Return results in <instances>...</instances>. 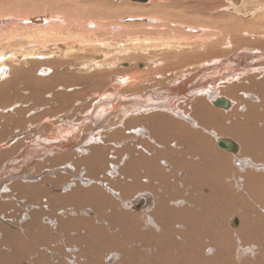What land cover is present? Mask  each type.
I'll return each instance as SVG.
<instances>
[{"label": "bare ground", "instance_id": "obj_1", "mask_svg": "<svg viewBox=\"0 0 264 264\" xmlns=\"http://www.w3.org/2000/svg\"><path fill=\"white\" fill-rule=\"evenodd\" d=\"M221 1L219 0L216 2L218 3L217 6H219L216 8L221 11L222 15L225 12L240 13L244 16H259L264 14V4L261 2L260 4L253 3L246 8L234 6L232 9L229 8V10L227 9L228 7H223ZM150 2L151 7L148 6L150 9L142 6L138 7L135 4H129L128 8L131 10V13L122 15L120 18L125 16L126 18H123V21L129 18L127 16L130 15H133L132 17L149 15L153 18L154 15H151V9H156V2ZM162 6V8H165L164 5ZM212 10L213 9H209V11ZM209 11L207 9L205 14L208 18L213 17ZM184 12L186 11L184 10ZM21 13L22 12H20V14ZM190 13L188 11L187 15ZM5 15H7V13ZM76 15L79 17L78 14ZM1 16L0 35H3V37H5L4 35L6 34H8L6 36H11L9 39L14 42L10 43V47H12L10 50H12L13 47L15 50H12L13 52L8 54L5 52L9 50L0 48V50L5 51L0 52V73L2 76L6 74L5 71L8 68V61L10 65L11 63L15 65H11L13 68L9 69V73L13 77H10L9 80H5L4 83L10 89H14L13 91L18 94L17 98L27 101L28 98L34 95L31 93L36 92L40 93L38 94L39 97H42V94H47L50 97L53 96V98H56L63 96L65 91L72 92L71 95L66 94L71 101L74 100L73 96L85 95L86 98H88L87 100L85 99L86 102L82 105L75 104L78 107L71 108L69 114L56 112V115L58 114V116L63 119L57 121L58 119L56 120V118H53L58 122L55 124L56 127H53L52 123L50 124L51 130L55 129L53 130L55 132H47L48 134H45V132L42 134L41 139H43V142H41L40 145L43 149L51 151L55 148H59L58 154L60 155L59 157H61L59 163L61 165L69 161L70 158H75V165H84L90 171H100L105 165L104 168H107L105 173L109 172V174L111 173V170H108L109 165H115V163L120 165L121 169L114 168L113 166L111 168L115 172V179H113L115 180L114 183H116V188L121 190L123 196L138 191L149 192L154 199L153 206L150 208V214L153 218H157L160 222L164 223V234L169 236L176 234L175 237H187L191 239L190 249L187 254L185 255L184 252L180 253L182 254L180 259L182 258L185 264H194L191 261L198 259V257L201 258L199 264H209V261L210 264H213L212 260H214V258H216L217 261H222L223 264H231L234 258H238V260L239 258L245 259L244 256L247 255L246 257H248V255H251L252 253L250 254V251L257 255L258 260L256 261H259V264H264V215L262 216V213L258 209L261 205H259L258 208L253 206V203L259 204V202L256 201H264V184L261 176L264 175V167L261 166L259 169L258 167H254L253 164H237L235 167H230L231 165L228 166L227 163L221 161L222 159L216 158L214 154L211 155L201 150L200 148L203 144L209 146L211 143L207 136V130L210 126L204 128V126L199 124L195 125L196 122L193 123L190 119L187 120L186 118H191L189 110L194 107L195 114L198 115L199 111L203 110L207 104L212 105L217 99H211L212 94L213 96L219 95L220 98L224 96L232 102V106L229 102L227 110L231 107L228 110L229 112L231 110V112L227 115H221V117L223 121H226L225 124H231L228 127L226 125V127H223V121L220 120L219 135L231 137L235 141H233L235 144V151L233 153L239 150L242 157L253 158V155L256 154L257 151L264 152V43L258 46V49H250L245 46L244 50H246V53L241 49V45L235 46V44H231L233 40L230 42L226 38L232 46L229 44L225 45L227 49L224 48V50H222L221 43L219 44V48L214 47V41L218 40V38L212 37L213 35L211 32L214 33V31H212L211 26L198 25L197 23L196 26L201 28L200 32L196 27L189 28L187 26L193 24V22L189 24L191 23L190 19L179 21L181 22L180 24L183 23V25H180L182 29L187 26L188 28L184 30L186 33L189 31L191 35L185 33L184 36H182L180 33L171 34L170 31H166L171 37H166L169 39L163 42L162 36L164 34H162L161 29L167 27L166 21H162V17L164 16L158 17L160 25L156 26L154 29L152 28L153 30L151 31H149L150 28L144 26L146 24H139L145 22L144 20L138 21L136 19L130 26H141L143 33L155 37L153 42L152 40L151 42L150 40H146L145 42L142 40L140 44L146 46L150 43L161 42L159 48L162 50V53L156 56L154 53L157 49H153L151 53L160 61H157L155 58L151 59L153 63L152 67L140 70L136 75L132 72L134 66L133 69L132 67H130V69H128L129 67L127 69L119 68L122 65L116 63L118 60L117 55H120L121 60L129 59V61L138 59L140 56H133L134 54L131 56H123L122 54H125L124 51H110L109 49H105L102 52L99 48L106 44L105 40L107 36H111L112 33L122 28L118 21L114 24L113 22H105L103 21L104 19L100 18L93 19L94 16L92 15H86V17L90 18L86 20L84 16V20L81 17L84 22H82L79 17L82 23H78L77 21L79 20L74 19L78 23L77 25L75 21H73L75 22V24H73L72 21L62 18L65 20L64 22L66 23L67 21L68 24V28L64 29L62 28L63 26H53V23L51 24L54 17L52 20L48 18L49 21L47 22L46 19L44 20L42 18L38 20L29 18L31 19L29 20L27 16L24 17L22 15L25 18H23L25 27L21 29L23 35H25L23 39L20 28L16 29L17 26L13 23L4 22L6 17L3 14ZM8 16H10L9 13ZM110 17H112V15L105 17V19L107 20ZM225 17H227V13ZM120 18L119 20H121ZM155 19L157 18H154V20ZM61 20L60 22H62ZM208 20L210 22V19ZM240 20H242V17ZM172 21L174 23V20ZM55 22L58 24V21H54V23ZM226 23L227 21L225 24ZM126 25H122L123 28H125L124 26ZM92 28L97 31L99 30V34L97 35L98 39L95 36L96 34L94 35V30H92ZM250 28L248 30H250ZM254 28H252V30ZM17 30H19V32ZM24 31L30 34L29 39ZM203 32H205V34H202ZM222 33H224V31ZM121 35L125 36L126 34ZM223 35L224 34L221 36ZM18 36H20V38H18ZM123 36H120V38ZM247 36L249 35L247 34ZM130 39L133 40V45H136L134 39L131 37ZM236 39H234V41ZM22 41L24 43H22ZM4 43L6 45L5 40H0V45H2V47L5 46ZM33 43L34 47L32 46ZM113 43L114 42H112V45ZM223 43L225 44V42ZM253 45L255 46L256 44ZM6 46L9 47V44L7 43ZM90 48L93 49L91 53L88 52ZM87 49L88 51L85 52ZM98 49L101 54L96 53ZM135 50H137V48H135ZM139 50L140 48L138 51ZM43 52H46V56L49 58L46 62L41 61L44 56L42 59L41 56H39L40 53ZM147 52H149L148 49ZM95 53L96 55H94ZM129 53L132 54V52ZM85 54H92L93 60H91L89 56L91 61H82L83 63L77 65V60L81 62V60L86 59L87 56H85ZM145 54L143 53V55ZM55 56H57L58 59L52 60V57L55 58ZM109 56L112 58L106 59ZM27 58L29 60L30 58L35 60L23 64L20 63V66L19 61L28 60ZM74 67L75 69L77 67V69L82 72L79 73V70L72 71L71 68ZM44 68L48 71L45 72ZM40 69L44 70L41 71ZM39 70L42 72L40 76H38ZM68 79H72V81L69 80L70 82H68ZM77 80L79 83H87L85 91L84 89L80 91L78 88L75 90V86H67V83L71 85L73 81ZM211 80H217V83L215 81L216 86L218 83H221L222 86L219 87V85L215 88H210L206 83ZM212 84H214V82H212ZM213 86H215V84ZM19 91L25 92V94L28 92L29 94L25 96V94H20ZM46 97L47 96H45L44 99ZM117 99L119 100L115 103ZM66 100L68 101V99ZM164 100L167 101L166 105H164ZM207 101L209 103H207ZM30 103L32 104V102ZM54 105L56 104L54 103ZM18 106L20 105L14 102V104H11L8 108L11 110L14 108L18 109ZM27 106L23 105V108H27ZM44 108L46 109V107L41 109L43 110ZM33 110L32 112H36ZM38 111L37 113H40V111ZM109 111L111 113H109ZM45 113L47 114L48 111ZM32 114L34 115V113ZM107 114H109V117H106ZM51 117L52 116H50V118ZM61 124L64 127H60L62 126ZM69 126L73 127L68 129ZM58 127H60V129ZM56 128H58V131H56ZM65 128L67 129L65 130ZM62 129L65 131L60 133ZM86 140L88 141V147L86 148L85 155H81V153L76 154V152L71 155V153L67 152L68 150H72L74 145L76 147V145H80ZM68 146L70 147L68 148ZM104 156L106 159H104ZM112 161H115V163L110 164ZM250 162L252 161L250 160ZM4 168L6 169V167ZM260 170H262L263 173H259ZM239 173H242L243 176ZM105 175L104 177H106ZM234 176L244 178V184L240 185V182L238 183ZM251 180H253V182H251ZM156 182L162 185L163 195H159L160 189L156 185ZM122 184H125L126 188H121ZM250 184H252L251 190L249 188ZM88 185L89 189L92 188V190H88V193L98 191L99 189V186L96 184ZM168 187H172V189L175 190L174 198L167 197L168 191L170 190ZM247 188H249V190ZM184 196L187 197L185 198ZM235 200H238V202L236 203ZM142 203L143 200H140L139 204ZM124 206L127 207L128 205L126 204L123 205V207ZM228 206H231L229 211L231 212L232 210L233 212L234 210L233 213L239 215L241 219L240 229L237 233L234 231V234L236 233L238 237H235V235L232 234L233 232L229 234L224 228V224L228 219ZM261 211L263 212V210ZM235 219L236 218L231 219L230 225ZM172 225L177 228V231H172ZM234 226L231 225V227ZM154 230H152V232ZM229 235L233 242L229 240ZM235 238L240 239L238 243L236 242L237 244L240 243L239 247L236 246L234 242ZM235 246L239 248L236 252L233 251ZM255 247L259 249L257 248V250H255ZM223 255H225L226 258ZM248 259H245V261L247 260L248 263H250L251 261L249 262ZM234 262L237 261L234 260ZM253 262L255 263V261ZM195 263L197 264V262Z\"/></svg>", "mask_w": 264, "mask_h": 264}, {"label": "rangeland", "instance_id": "obj_2", "mask_svg": "<svg viewBox=\"0 0 264 264\" xmlns=\"http://www.w3.org/2000/svg\"><path fill=\"white\" fill-rule=\"evenodd\" d=\"M150 1L156 2L155 3L156 9L154 10L151 9L152 11L151 15H154L157 17L153 16L152 18V16H149V15H143L140 17H132L133 15H130V16H127L129 18L124 19V21L122 19L126 18L125 16L120 18L122 15L131 13V10H129L128 8L129 4L131 5L135 4L138 7L142 6V7H146L150 9L149 8L151 7ZM150 1L148 0L144 3H140V2L131 1V0H0V10L2 9L1 11H3V12L0 11V16L3 14L6 17L4 19L5 20L4 22L7 21V23H13L14 25L17 26L16 29L20 28V32H22L21 29H24L23 27H25V23L23 21L25 19L24 17L26 16H27V19L29 18H32L35 20L36 19L38 20L40 18L44 20L46 19L47 22L49 21V19L52 20V18L54 17L53 18L54 20H52L51 24L53 23V26L55 25L60 26V27L63 26L62 28L64 29L68 28L67 26L68 24H67V21L65 23L64 22L65 20L63 19H66V20L68 19L72 21L73 24H75L76 21L74 19L79 20L82 17L84 20L85 18L86 20H88L90 17L88 18L86 17V15L87 16L92 15L94 16V18L92 17L93 19L100 18V19H104L103 21L105 22H113L114 24L117 23L118 21L119 25L122 28H119L117 32L112 33L111 36H107L105 40L106 44L103 46H100L99 48L102 52L105 49H109L110 51L112 50L124 51L125 54H122L123 56L124 55L131 56L133 54H134L133 56H140L138 59H132V61H129V59L121 60L120 55H117L118 60L116 61V63H120L122 65L119 68L127 69L129 67L128 69H130V67H132L133 69V66H134V69L132 72L135 73L136 75L138 71L143 70L145 68L152 67L153 63L151 62V59L155 58L157 59V61H160L156 56L162 53V50L159 48V45L161 42L160 43L155 42V43H150V44L146 43L147 44L146 46L143 44H140L142 40L144 42L146 40H150L151 42L152 40L153 42L155 37L149 36L146 33H143L141 26H130L132 25V23H134V21H136V19L138 21L144 20L145 22H142V23L138 22V23L141 25L146 24L144 26H146L147 28H150L149 31H151L156 26L160 25L159 24L160 22L158 21L159 19L158 17L164 16L162 17L163 18L162 21L163 22L166 21L165 23L167 27H163L161 29L162 34H164L162 36L163 42L164 40L169 39L166 37H171L169 36V34H167V32L169 31L171 34L180 33L182 36H184V34L186 33L184 30L185 28H188V27L195 28L196 27L197 29L200 30L201 28L199 26H196L198 23V25H206V26L212 27V31H214V33L211 32V34L213 35L212 37L218 38V40L214 41V44H215L214 47L219 48V44L221 43L222 50H224L225 45H228L230 42H232V40H233V43L231 44H235V46L241 45V49L243 50L245 49V46L246 48H250V49L251 48L258 49L259 48L258 46H261V44L264 43V31H263L264 30V14L259 15V16L250 15V16H254V17H250V16H244L243 14H240V13L225 12L222 15L221 11H219L216 8V7H219L217 6L218 3H216L219 0H150ZM260 2L264 4V0H245V1L244 0H237V1L236 0L234 1L233 0H222L221 4L225 8L228 7L227 9L229 8L232 9V7L234 6L246 8L247 6H250L253 3L260 4ZM162 5H164L165 8H162L163 7ZM181 9H184L186 12H184V10H181ZM207 9L208 11L209 9H213L212 10L213 12L209 11V13H211L214 18L213 17L208 18V16L205 14ZM188 11L189 13L190 12L191 13L187 15ZM20 12H22L21 14L24 17L20 14ZM6 13L7 15H5ZM8 13L10 14V16H8ZM226 13H227V17H225ZM76 14H78L80 18L77 17ZM109 15H112V17L106 20L105 17H108ZM241 17H242V20H240ZM82 18H81V21L84 22ZM119 18L121 20H119ZM154 18H157L155 19L157 22L154 20ZM185 19H190L191 23L189 24H192L193 22L194 25L193 24L190 26L187 25L188 27L186 26L185 28L182 29V26L180 25H183V23L180 24L181 22L179 20H185ZM208 19H210V22ZM60 20L62 22H60ZM172 20H174V23ZM54 21H58V24L60 25H58L57 22L54 23ZM81 21L79 20L77 22L82 23ZM205 21H206V24H205ZM226 21L227 23L225 24ZM243 21H246V22H243ZM122 25H126L124 26L125 28H123ZM249 28L250 30H248ZM252 28L254 29L252 30ZM92 30H94V35L96 34L95 36L98 39L97 35L99 34V30L97 31L94 28H92ZM17 31L19 32V30ZM164 31L165 32L167 31V32L165 33ZM223 31L224 33H222ZM24 32L27 34L28 39H29L30 34L26 31ZM254 32L256 35L254 34ZM188 33L191 35L189 31L186 34ZM121 34H126V35L123 36ZM202 34H205V32H203ZM222 34L224 35L221 36ZM247 34L251 37L247 36ZM6 35H4L5 37H3V35H0L1 36L0 40H3V41L5 40L6 45L8 43L9 47L6 46L4 43L5 46L2 47V45H0L1 46L0 48H3V49L5 48V50H9V51L5 52L3 50H0V52L3 51L5 53L11 54L15 50V48L13 47L12 49L13 51L10 50L12 48L10 47L11 46L10 43L14 41H11L9 39V37L11 36H6ZM22 36H23L22 38L24 39L25 35H23V32H22ZM120 36H123V37L120 38ZM130 37L134 39V42L136 43V45L135 44L133 45V42H132L133 40H131ZM18 38H20V36H18ZM234 39L236 40L234 41ZM226 40H227V43H226ZM112 42H114L113 43L114 46L112 45ZM223 42H225V44ZM22 43L24 42L22 41ZM253 44H256V45L260 44V45L254 46ZM33 45L34 43L32 44V46ZM95 46L98 47L97 45ZM141 47H144V48H141ZM135 48H137V50H135ZM139 48L140 50L138 51ZM147 49L149 52H147ZM153 49H157L154 53L156 54V56H153V54L151 53ZM86 51H88V49L85 50V52ZM92 51L93 49L90 48L88 52L91 53ZM125 51H127L128 54ZM244 51L246 52V50ZM129 52H132V54ZM96 53L101 54V52H99V49H98V52ZM96 53L94 55H96ZM143 53L144 54L146 53V54L143 55ZM46 54H47L46 52L40 53L39 56H41V59L44 56V58L41 60L42 62H46L49 59L47 58ZM91 55L85 54V56H87L89 60L87 59V57L85 60H81V62L80 60H77V65L83 62H89L93 60ZM89 56L91 57V60ZM111 58L112 57L109 56L106 59H111ZM57 59H58L57 56H55V58L52 57V60H57ZM32 60H35V59L30 58V60L29 59L24 60V61L21 60V62L19 61V64L20 63L23 64V63H26ZM105 62L108 63L107 61ZM7 64H8V68L5 71L6 74L3 75L4 77L0 73V86H2L0 87V264H19V263L20 264H26V263L27 264H185L183 262L184 260H182V258L180 259V257H182V254L180 253L184 252L185 255L187 254L188 250L190 249L191 239L187 237L178 238V237H175L176 234L170 235V236L164 234V227H163L164 223L160 222V220L157 218H153L150 214L151 213L150 208L153 206L154 199L152 197V194H150L149 192L138 191L130 195L123 196L121 190H119V188H116V183H114L115 182L114 180L115 172L111 168L113 166L114 168L121 169L120 165L116 164L115 161L110 162V164L115 163V165L111 164L108 166V170L109 171L111 170L110 174L109 172L105 173L107 169V168H104L105 165L104 167H102L103 171L102 170L90 171L84 165H81V166L75 165L74 163V161L76 160L75 158H70L69 161L65 162L64 164L62 163L63 165H61L59 163L61 161L60 160L61 157H59L60 155L58 154L59 148H57L58 150L55 148L54 150L49 151L41 147L40 143L43 142V139H41L42 134H44L45 132H46L45 134H48L49 132L51 133L55 132L53 131L55 129L52 128L53 130H51L50 124L52 123L53 127H56L55 124L58 123L57 121L63 119V118L61 119V117H59L58 114L56 115V112H60L61 114L63 113L69 114L71 111V108L78 107L76 106L77 104L82 105L84 102H86L88 98H86L85 95L73 96L74 100L71 101V99H69V97L67 96V95H71L72 93L69 91H65V94L63 96L56 97V98H53V96L50 97L47 94L46 95L42 94L43 96L39 97L38 94L40 93L36 92V93H31L34 95L28 98L27 101H24L23 99L17 98L18 94H16V92L13 91L14 89H10L4 83L5 80H9L10 77L11 78L13 77L10 75L9 69L13 68L12 66H15L14 64L12 65V63H11L12 65L11 66L9 61ZM71 69L72 71L79 70L77 69V67H76L77 70L75 69V67ZM39 71H38L39 74L37 73L38 76H40V74L42 73L41 71L40 72ZM47 71L45 69V72ZM78 72L81 73L82 71L79 70ZM69 80L72 81V79H68L67 81L70 82ZM215 81L217 83V80L208 81L206 85L209 86L210 88L211 87L215 88L219 85H220L219 87L222 86L221 83H218L216 86ZM212 82H214L215 86H213L214 84H212ZM72 83L71 85L67 83V86L69 87L75 86L76 88L75 90H77L78 88L80 89V91H83V89L85 91V87L87 86V83H79L78 80L73 81ZM19 92L20 94H25V92L24 93L21 91ZM28 94L29 93L27 92L25 96ZM45 96L47 97L44 99ZM211 97H212L211 99L213 100L216 98H220L219 95L213 96V94L211 95ZM65 98L68 99V101ZM223 99H227V98L223 96ZM118 100L119 99H117L115 103H117ZM57 101H58V104H57ZM228 101L230 102V100ZM14 102L15 104L20 105L18 106L19 108L18 109L14 108L15 110L9 109L8 107L11 104H14ZM30 102H32V104ZM54 103L56 105H54ZM164 103H165L164 105H166L167 101L164 100ZM207 103L209 102L207 101ZM72 104L74 105L76 104V105L74 106ZM23 105H26V106L28 105V106L27 108L26 107L23 108ZM230 105L232 106V102H230ZM43 107H46V109L44 108L42 110L41 108ZM206 107L203 108V110L199 111V114H198L199 117L198 115L195 114V107L189 110V112L191 113L190 117L192 119L186 117L187 120L190 119V121H192L193 123L196 122L195 125L199 124L201 126H204V128H206V126L211 127V128L208 127L209 128L207 130L208 135L205 134L208 136V139L211 141V143L209 142L210 143L209 146L208 145L205 146L203 144V146L200 149L208 152L211 155L214 154L216 158L222 159L221 161L227 163L228 166L231 165L230 167H235L237 164H242V165L253 164L254 167H258L259 169L261 166L264 167V163H263L264 152L257 151L256 154L253 155V158L252 157L245 158L240 155L239 150L236 153H231V152L223 151L217 147L216 139L223 138V139H229L231 141H234L231 137L219 135L220 131H218L220 130L219 122L220 120L223 121L221 115L229 114L231 110L230 112L228 110L231 107L228 110L215 108L213 105H210V104H207ZM36 109H38L39 111L41 109L40 113H37L38 110ZM32 110L36 112H32ZM224 110L228 112L223 113L225 112ZM47 111L48 113L46 114L45 112ZM32 113H34V115ZM109 113L111 112L109 111ZM26 115H30V116H26ZM50 116L52 117L50 118ZM107 116L109 117V114H107L106 117ZM53 118H56V120L57 119L58 120L56 121ZM225 122L226 121L222 122L223 127L230 126L231 123L225 124ZM46 123H49V124H46ZM60 127H64V126L62 125ZM60 127L58 128L60 129ZM72 127L73 126H69L68 129ZM58 128H56V131H58ZM66 129L67 128H65V130ZM65 130L62 129L60 133H63V131ZM6 141H7V145H6ZM87 142H88L87 140L83 141L82 144L76 145V147L74 145L72 150L70 151L68 150L67 152L71 153V155L75 152L76 154L81 153V155H85L86 148L88 147ZM69 147L70 146H68V148ZM20 151H23V152H20ZM52 155H55V156H52ZM104 159H106L105 156H104ZM54 160L55 161L57 160V161L55 162ZM250 160L252 162H250ZM4 167H6V169ZM101 171L103 172V175ZM259 173H263L262 170H260ZM239 174L243 176L242 173H239ZM104 175L106 177H104ZM261 176L263 178L262 182L264 184V175H261ZM234 178H236L238 183L240 182L239 183L240 185H243L245 182L244 178L240 176L239 177L234 176ZM251 182H253V180H251ZM88 184L90 185L96 184L99 186V189L100 188L101 189L100 190L98 189V191H95V192L93 191L92 193H88V190H92V188L90 189L88 188L89 187ZM156 185L160 189L159 195H163L164 193L162 191V188H163L162 185L158 182H156ZM251 185L252 184L249 185L250 190L252 189ZM125 186H126L125 184H122L121 188ZM249 188L247 189L249 190ZM168 189L170 190L168 191L167 197L174 198L175 190L172 189V187H168ZM140 200H143L142 204H139ZM235 202L237 203L238 200H235ZM256 202H259V204L253 203V206L258 208V206L261 205L259 206L260 208L258 209L260 210L263 216L264 215V206H263L264 203L262 202L264 201L261 200V201H256ZM126 204L128 206L123 207V205H126ZM262 206H263V209H262ZM230 208L231 206H228V210H227L228 219L226 218L227 223L225 222L224 228L227 232H229V234L233 232L232 234L235 235V237H238L236 236V233L240 229L241 219L239 215L237 214L235 215L233 213L234 210L233 212L232 210L230 212L229 211ZM261 210H263V212ZM233 218H236L238 220V223L236 226L231 227L230 221ZM171 229L172 231L174 230L177 231V228H175L174 225L171 226ZM152 230L154 231L152 232ZM234 231L236 232L235 234H234ZM228 238L229 240L232 241L230 235ZM239 241H240L239 238L238 239L235 238L234 240L236 246L238 247L240 243L239 244L237 243ZM236 246L233 250L235 252L239 250V248H236ZM257 248L258 247H255L254 249L257 250ZM250 254L251 255H248V257H246L247 255L244 256L245 259L249 258L248 260L249 262L251 261L250 263H248L247 260L245 261V259L239 258L238 260V258H234V260L237 262H234L233 260L231 264H239V263L240 264L241 263L242 264H246V263L247 264H259L260 262L256 261L258 260L257 255H255L252 251H250ZM200 259L201 258L198 257V259L192 260L191 262L194 264H196L195 262H197V264H199ZM253 261H255V263ZM212 262L213 264L222 263V261L221 262L217 261L216 258H214ZM209 264H210V261H209Z\"/></svg>", "mask_w": 264, "mask_h": 264}, {"label": "water", "instance_id": "obj_3", "mask_svg": "<svg viewBox=\"0 0 264 264\" xmlns=\"http://www.w3.org/2000/svg\"><path fill=\"white\" fill-rule=\"evenodd\" d=\"M131 1H136V2H140V3H144L147 0H131ZM215 108H220V109H227L229 106V101H227L226 99L223 98H217L213 104H212ZM216 144L217 147L223 151L226 152H231L233 153L235 151V144L233 141L229 140V139H223L220 138L218 140H216ZM237 224V220L235 219L234 221H232V226Z\"/></svg>", "mask_w": 264, "mask_h": 264}]
</instances>
